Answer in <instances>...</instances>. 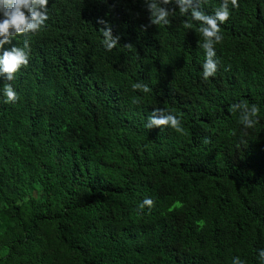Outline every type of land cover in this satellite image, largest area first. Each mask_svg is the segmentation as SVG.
<instances>
[{
    "label": "trees",
    "instance_id": "obj_1",
    "mask_svg": "<svg viewBox=\"0 0 264 264\" xmlns=\"http://www.w3.org/2000/svg\"><path fill=\"white\" fill-rule=\"evenodd\" d=\"M238 3L205 80L191 7L173 0L154 25L145 0H48L28 65L0 75V264H264V0ZM241 101L259 107L253 128ZM154 108L184 132L147 128Z\"/></svg>",
    "mask_w": 264,
    "mask_h": 264
},
{
    "label": "clouds",
    "instance_id": "obj_2",
    "mask_svg": "<svg viewBox=\"0 0 264 264\" xmlns=\"http://www.w3.org/2000/svg\"><path fill=\"white\" fill-rule=\"evenodd\" d=\"M201 0H197V6H191V0H175V5L178 6L180 14H189L193 20L199 22V29L205 42L201 47L205 50V61L202 64L203 79L207 80L214 76L218 70V60L214 44L222 41L223 37L220 33V25L225 23L229 17V3L234 8L239 7L238 0H222L219 7L214 9L213 14H206L200 8ZM146 7L150 13V24L160 25L169 24L170 11L167 7L173 4V0H145ZM48 0H0V49H3L0 55V75H5V79L12 81L15 78V73L23 66L26 67L29 63L30 44L27 39L28 34L39 32L46 25L48 17ZM98 24L104 25L100 30L103 35L102 44L107 51H111L119 42V36L112 34L111 25L103 18H98ZM19 34H23L26 38L23 42V47H18L13 44V38ZM11 45L9 48H4V45ZM130 47V45H128ZM133 89H140L147 93L149 87L144 84L136 83ZM5 103H15L18 99V93L14 90L11 84H5L3 87ZM230 108L235 111L240 110V121L245 129H250L258 123L259 107L253 104L249 107L243 101L234 103ZM167 126L178 133H183L184 129L181 125V119L163 108H154L148 118L146 127ZM154 201L151 198H145L139 205L141 211L144 207L151 209ZM259 257L264 260V249L259 250ZM233 264H243L239 257L233 259Z\"/></svg>",
    "mask_w": 264,
    "mask_h": 264
}]
</instances>
